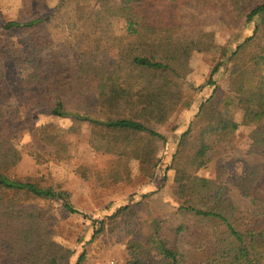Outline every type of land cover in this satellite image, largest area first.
<instances>
[{
    "label": "trees",
    "instance_id": "1",
    "mask_svg": "<svg viewBox=\"0 0 264 264\" xmlns=\"http://www.w3.org/2000/svg\"><path fill=\"white\" fill-rule=\"evenodd\" d=\"M76 11L73 25L78 29L62 43L75 50L72 64L50 52L59 46L45 27L55 10L3 26L6 33L16 31L22 49L8 52L10 37L0 36V84L9 64L27 67L20 85L30 110L45 108L73 121L56 139L49 133L51 125L32 128L36 144L49 147L54 159L65 157L66 139L88 125L96 151L119 162L108 178L118 183L130 174L132 161L148 179L161 169L158 145L168 141L159 127L182 102L173 86L191 72L194 53L215 48L205 39L203 17L215 15L225 25L246 28L259 17L264 20V0H79ZM235 44L218 47L219 60L206 82L212 91L179 134L171 163L163 170L165 182L167 171L174 172V212L152 218L144 238L127 246L126 264H264V74L255 72L264 65V54L245 55L251 47L264 45V29L255 28L252 36L240 37ZM223 68L229 71L226 92L214 80ZM91 98L99 102L97 115L88 107ZM3 99L0 94V264H69L73 252L54 239L42 210L23 206L21 199L58 201L66 212L82 213L69 192L9 174L22 159L15 140L23 122L20 111ZM233 106L242 111L241 122ZM240 126L252 128L248 153L261 159L233 181L250 200L245 208L233 202L222 182V164L214 177L199 175L212 162L211 153L232 145ZM126 208L114 210L112 216ZM91 221L90 242L105 231L106 223L100 218ZM84 258L85 252L76 264Z\"/></svg>",
    "mask_w": 264,
    "mask_h": 264
},
{
    "label": "rangeland",
    "instance_id": "2",
    "mask_svg": "<svg viewBox=\"0 0 264 264\" xmlns=\"http://www.w3.org/2000/svg\"><path fill=\"white\" fill-rule=\"evenodd\" d=\"M79 0H0V36L10 37L8 52L21 51V39L16 31L6 33L3 26L11 22H27L47 11L55 10L54 17L46 24L54 46L50 52L65 64L76 61L75 50L62 43L77 31L74 21ZM258 0H251L256 2ZM57 5H62L56 10ZM205 27V39L215 48L208 53H194L190 60L191 72L174 84L175 92L181 93L182 102L169 121L159 127V131L167 138V143L158 145L159 157L162 158L161 169L153 179L145 178L138 169V162L129 165L130 174L124 175L121 182L108 179L110 174L119 168L117 159L111 155L96 151V140L93 129L85 125L78 135L69 136L66 141L69 151L65 157L52 158V150L36 141L32 128L51 125L49 131L56 139L64 134L73 121L53 116L47 109L39 108L31 111L22 91L20 80L28 68L18 64H9L4 83L0 84V94L7 105L16 107L23 122L22 130L17 134L15 145L22 155L16 167L9 174L20 181H30L41 187L53 186L59 191H67L75 208L82 214L66 212L58 201H39L38 199H21L23 206H36L42 210L47 226L54 231V239L70 249L72 259L69 264H76L79 256L85 252L81 264H110L112 261L126 264L127 246L136 238L142 240L150 231L153 217L166 218L176 207L175 191L177 184L173 181V170L167 171L168 180H163V170L170 165L176 149L179 134L185 130L190 119L197 112L203 99L207 98L213 87L206 86L211 72L217 64L220 53L218 47L236 46L241 38H249L255 28L264 29V20L259 17L246 28H233L219 21L215 15H207L202 19ZM117 29L118 21H113ZM238 38V40H237ZM16 46H14V45ZM62 44V45H60ZM263 44L251 47L245 52L264 54ZM233 66V65H232ZM229 65L228 68H232ZM253 69V66H252ZM256 73L264 74V65L255 67ZM229 71L224 68L214 76L219 88L226 92L229 86ZM88 107L97 115L99 102L96 98L88 100ZM237 122H241L242 111L236 106L231 108ZM252 128L240 126L230 147L221 148L218 153H211L213 160L207 169H202V177H214L217 167L222 164L225 173L221 180L228 189L233 202L240 207H250V200L243 197L235 189L233 181L240 176L249 164L259 162L258 156L248 153L250 144L248 135ZM56 142V140H54ZM129 176V177H128ZM5 198L10 193H4ZM127 207L126 210L113 217L114 210ZM112 216V217H111ZM106 220L105 231L90 242L93 229L92 219ZM6 248H2L4 252ZM2 257V253H0ZM4 260V259H3ZM6 262V259L4 260ZM153 263V261H152Z\"/></svg>",
    "mask_w": 264,
    "mask_h": 264
},
{
    "label": "built area",
    "instance_id": "3",
    "mask_svg": "<svg viewBox=\"0 0 264 264\" xmlns=\"http://www.w3.org/2000/svg\"><path fill=\"white\" fill-rule=\"evenodd\" d=\"M110 264H120V263L112 261Z\"/></svg>",
    "mask_w": 264,
    "mask_h": 264
}]
</instances>
